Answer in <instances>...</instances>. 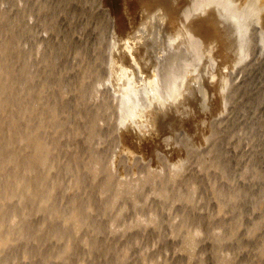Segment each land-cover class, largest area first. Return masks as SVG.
Here are the masks:
<instances>
[{
    "label": "rangeland",
    "instance_id": "obj_1",
    "mask_svg": "<svg viewBox=\"0 0 264 264\" xmlns=\"http://www.w3.org/2000/svg\"><path fill=\"white\" fill-rule=\"evenodd\" d=\"M0 264H264V0H0Z\"/></svg>",
    "mask_w": 264,
    "mask_h": 264
},
{
    "label": "bare ground",
    "instance_id": "obj_2",
    "mask_svg": "<svg viewBox=\"0 0 264 264\" xmlns=\"http://www.w3.org/2000/svg\"><path fill=\"white\" fill-rule=\"evenodd\" d=\"M149 85V84H148ZM142 89V88H141ZM139 93V92H138ZM133 95L135 94V93H132ZM134 98V97H133Z\"/></svg>",
    "mask_w": 264,
    "mask_h": 264
}]
</instances>
